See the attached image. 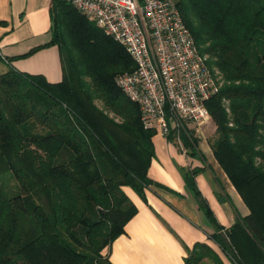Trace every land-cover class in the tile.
Returning a JSON list of instances; mask_svg holds the SVG:
<instances>
[{
	"label": "trees",
	"instance_id": "trees-1",
	"mask_svg": "<svg viewBox=\"0 0 264 264\" xmlns=\"http://www.w3.org/2000/svg\"><path fill=\"white\" fill-rule=\"evenodd\" d=\"M172 1L218 73L219 92L206 103L215 125L209 144L249 213L224 229L195 172L185 181L221 252L233 264H264V0ZM49 12L47 45L60 51L62 80L0 74V264H111L104 250L137 211L123 187L142 197L150 184L154 131L117 86L135 68L127 51L69 0H51ZM178 133L194 148L188 130ZM5 174L19 195L5 194ZM206 257L222 264L203 243L184 264Z\"/></svg>",
	"mask_w": 264,
	"mask_h": 264
},
{
	"label": "crops",
	"instance_id": "crops-1",
	"mask_svg": "<svg viewBox=\"0 0 264 264\" xmlns=\"http://www.w3.org/2000/svg\"><path fill=\"white\" fill-rule=\"evenodd\" d=\"M50 3L0 0V56L4 59L0 62L8 69L57 83L63 70L58 47L47 45L51 40ZM186 128L196 140L194 148L184 145L186 152L178 148L179 131L172 129L167 138L154 132V157L147 172L150 184L142 197L123 187L137 211L123 234L104 250L111 264H184L197 243L207 244L222 264H233L212 242L216 228L199 208L186 175L195 172L194 184L222 228L228 229L237 215L244 217L249 211L213 156L209 144L215 134L212 121L200 128ZM198 264L216 263L206 257Z\"/></svg>",
	"mask_w": 264,
	"mask_h": 264
},
{
	"label": "built area",
	"instance_id": "built-area-1",
	"mask_svg": "<svg viewBox=\"0 0 264 264\" xmlns=\"http://www.w3.org/2000/svg\"><path fill=\"white\" fill-rule=\"evenodd\" d=\"M69 1L134 61L117 86L138 105L145 128L167 138L172 129L211 120L206 103L218 94L219 80L172 0Z\"/></svg>",
	"mask_w": 264,
	"mask_h": 264
},
{
	"label": "rangeland",
	"instance_id": "rangeland-1",
	"mask_svg": "<svg viewBox=\"0 0 264 264\" xmlns=\"http://www.w3.org/2000/svg\"><path fill=\"white\" fill-rule=\"evenodd\" d=\"M8 71V68L5 64H3L2 62H0V74L4 73ZM215 76H218V73L215 72ZM219 80V84L221 85L220 79ZM213 126L212 124H210V127ZM209 128V127H208ZM210 134L209 131H207L206 134ZM178 148L184 152H186V149L184 147L183 144H179ZM1 186L5 192V194L8 197H14L20 194V190L19 187L17 185V183L14 181V179L10 176V174H5L1 177Z\"/></svg>",
	"mask_w": 264,
	"mask_h": 264
}]
</instances>
